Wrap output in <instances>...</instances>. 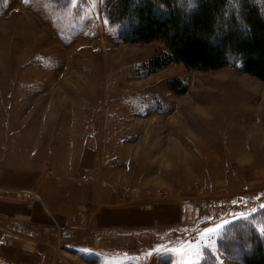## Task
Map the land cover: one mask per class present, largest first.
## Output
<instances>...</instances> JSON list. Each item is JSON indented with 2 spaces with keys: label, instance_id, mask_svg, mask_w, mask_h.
<instances>
[{
  "label": "rangeland",
  "instance_id": "1",
  "mask_svg": "<svg viewBox=\"0 0 264 264\" xmlns=\"http://www.w3.org/2000/svg\"><path fill=\"white\" fill-rule=\"evenodd\" d=\"M104 4L0 0V180L21 174L0 199L42 203L28 184L70 163L115 179L117 207L171 218L153 220L165 264H243L245 236L264 242V83L240 63L154 67L165 45L121 37Z\"/></svg>",
  "mask_w": 264,
  "mask_h": 264
},
{
  "label": "crops",
  "instance_id": "2",
  "mask_svg": "<svg viewBox=\"0 0 264 264\" xmlns=\"http://www.w3.org/2000/svg\"><path fill=\"white\" fill-rule=\"evenodd\" d=\"M68 164L67 170L56 173L57 164L53 163V175L41 177L39 183L28 184V188L41 195L42 203L29 205L15 199H0V264H54L60 260L67 264H165L161 256L166 251L163 245L167 235L158 225L154 228L153 220L161 218L162 224L165 218H171L160 217L158 210L153 214L117 207L113 201L115 179L104 181L95 177L80 186L81 173L79 177H72L77 170ZM12 175L15 178L11 183L1 176L3 188H21V174ZM19 224H30L34 230L24 239L9 242ZM134 228L140 230L134 232ZM61 230L72 232L73 240L58 244L57 234ZM131 238L149 239L151 246H140L133 251L126 242ZM177 248H167L172 253L171 261L184 254Z\"/></svg>",
  "mask_w": 264,
  "mask_h": 264
},
{
  "label": "trees",
  "instance_id": "3",
  "mask_svg": "<svg viewBox=\"0 0 264 264\" xmlns=\"http://www.w3.org/2000/svg\"><path fill=\"white\" fill-rule=\"evenodd\" d=\"M103 10L127 41L165 45L154 67L216 71L240 63L264 83V0H105ZM243 246L247 253L235 250L243 264H264L259 236H245Z\"/></svg>",
  "mask_w": 264,
  "mask_h": 264
},
{
  "label": "built area",
  "instance_id": "4",
  "mask_svg": "<svg viewBox=\"0 0 264 264\" xmlns=\"http://www.w3.org/2000/svg\"><path fill=\"white\" fill-rule=\"evenodd\" d=\"M90 178H91L90 170L85 169L82 173L81 181L78 184L81 186L84 181H87ZM6 193L9 194L10 191L8 190V191H6ZM21 194H23L25 197H28L31 199L35 198L37 200H40V197L38 195H36L35 193H32V192H29V191H23V192H21ZM21 194L19 192H16L17 196H20ZM32 232H33L32 225H30V224H19L16 226L15 232L12 233V236L15 238H22L23 236L31 234ZM72 239H73V234L71 232L61 230L57 234V240H58L59 244H61L62 242H65V241H71ZM10 242H11V240H10ZM54 264H67V263L64 262L63 260H60Z\"/></svg>",
  "mask_w": 264,
  "mask_h": 264
},
{
  "label": "snow or ice",
  "instance_id": "5",
  "mask_svg": "<svg viewBox=\"0 0 264 264\" xmlns=\"http://www.w3.org/2000/svg\"><path fill=\"white\" fill-rule=\"evenodd\" d=\"M85 251V253L87 252V250H84Z\"/></svg>",
  "mask_w": 264,
  "mask_h": 264
}]
</instances>
